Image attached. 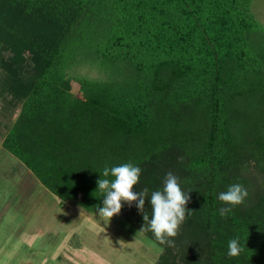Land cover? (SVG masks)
<instances>
[{
  "label": "trees",
  "instance_id": "trees-1",
  "mask_svg": "<svg viewBox=\"0 0 264 264\" xmlns=\"http://www.w3.org/2000/svg\"><path fill=\"white\" fill-rule=\"evenodd\" d=\"M0 72L5 110L20 107L3 146L63 203L100 204L105 166L138 165L134 191L172 172L190 214L171 246L139 231L135 202L119 213L160 248L156 264H264V26L252 0H0ZM232 183L249 196L221 216ZM233 237L242 250L230 257Z\"/></svg>",
  "mask_w": 264,
  "mask_h": 264
},
{
  "label": "rangeland",
  "instance_id": "rangeland-1",
  "mask_svg": "<svg viewBox=\"0 0 264 264\" xmlns=\"http://www.w3.org/2000/svg\"><path fill=\"white\" fill-rule=\"evenodd\" d=\"M252 12L264 26V0H252ZM76 72L101 76L95 67ZM71 81L76 87L77 81ZM1 100L0 264H156L160 248L130 228L121 214L105 222L90 202L63 203L4 148L20 107L5 110Z\"/></svg>",
  "mask_w": 264,
  "mask_h": 264
},
{
  "label": "clouds",
  "instance_id": "clouds-1",
  "mask_svg": "<svg viewBox=\"0 0 264 264\" xmlns=\"http://www.w3.org/2000/svg\"><path fill=\"white\" fill-rule=\"evenodd\" d=\"M99 172L101 178L97 181L96 189L101 190L103 198L101 203L96 205V211L105 222L111 221L114 215L119 214L124 203L135 202L144 220L139 231H150L158 241L169 246L174 243L169 238L177 235L186 215L190 214L186 207L189 191L182 188L179 178L174 173L168 172L162 188L150 192L147 187L140 188L139 191L133 190L134 185H139L142 172V169L133 162L105 166ZM248 196L249 191L243 184H229L226 191L218 193L217 199L225 205L219 209V214L227 215L231 211V206L243 203ZM146 199L151 205V216L144 210ZM241 250L238 237L229 239L228 256H237Z\"/></svg>",
  "mask_w": 264,
  "mask_h": 264
},
{
  "label": "crops",
  "instance_id": "crops-1",
  "mask_svg": "<svg viewBox=\"0 0 264 264\" xmlns=\"http://www.w3.org/2000/svg\"><path fill=\"white\" fill-rule=\"evenodd\" d=\"M20 160V159H19ZM21 163H23L22 161H20ZM5 163H7V159H5ZM37 177V176H36ZM39 179V178H38ZM39 181H40V179H39ZM40 183H42L41 181H40ZM42 185H43V183H42ZM44 187H45V185H43ZM45 189H47L46 187H45ZM48 190V189H47ZM49 191V190H48ZM49 192H51V191H49ZM55 195V194H54ZM51 197H52V195H51ZM57 198H59L58 196H56ZM50 197H47V198H45V200L46 199H49ZM52 199V198H51ZM44 200V199H43ZM59 200H60V198H59Z\"/></svg>",
  "mask_w": 264,
  "mask_h": 264
}]
</instances>
